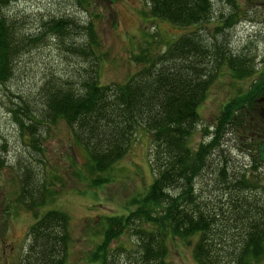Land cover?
Returning <instances> with one entry per match:
<instances>
[{
  "label": "trees",
  "instance_id": "1",
  "mask_svg": "<svg viewBox=\"0 0 264 264\" xmlns=\"http://www.w3.org/2000/svg\"><path fill=\"white\" fill-rule=\"evenodd\" d=\"M14 1L0 0L1 105L20 139L16 152L27 153L14 159L13 200L33 213L25 249L15 264H66L72 242L67 215L53 208L39 210L55 193L42 134L58 120L68 127L73 145L82 149L88 186L105 182L103 173L140 130L151 143L149 185L132 198L130 211L101 217L87 264L116 263L109 245L125 231L135 237L136 250L130 255L118 247L126 252L121 264H172L165 256L166 242L175 237L190 245L194 264L264 262V189L255 177L257 167H264V67L248 89L221 104L211 128L201 129L204 141L191 149L187 141L219 64L237 79L254 71L250 59L216 40L234 23L233 12L211 31L204 26L212 12L210 0H144L145 15L188 30L155 53L138 48L132 57L140 64L135 73L123 82L100 84V42L93 21L75 22L64 13L36 18L8 10ZM27 20H34L36 29L24 24ZM44 34L55 35L59 52L77 59L80 68L69 76L46 74L29 94L11 93L4 86L17 72L15 63L23 52L38 47ZM232 130L249 150L248 168L232 170L228 164L221 142ZM1 137L0 157L7 151Z\"/></svg>",
  "mask_w": 264,
  "mask_h": 264
},
{
  "label": "rangeland",
  "instance_id": "2",
  "mask_svg": "<svg viewBox=\"0 0 264 264\" xmlns=\"http://www.w3.org/2000/svg\"><path fill=\"white\" fill-rule=\"evenodd\" d=\"M84 1L79 5L73 0H16L9 4L8 10L25 15L34 14L36 18L64 13L65 16L72 15L75 22L85 19L93 21L94 31L100 42L98 55L101 54V57L97 62V80L100 84L123 82L140 66L132 59L139 49L148 47L155 53L175 39L176 34L188 30L187 27L173 26L168 21L145 15L144 0ZM209 3L212 12L209 14V22L204 23V26H209L212 31L213 25L220 24L228 12H233L234 23L224 28L216 40H222V44L225 42L223 45L233 54L242 53L250 59L254 71L237 79L229 74L223 64H219L206 95L196 108L198 122L187 140L190 149L204 141L206 135L201 129L211 128L221 104L226 103L233 94L248 89L250 82L259 77L264 67V0H210ZM24 24L29 28L37 27L34 20L24 21ZM29 28L25 29L29 31ZM37 46L29 52H23L15 63L17 72L4 86L11 93L29 94L43 81L46 74L69 76L75 68H80L77 59L59 52L61 48L55 35L44 34L43 40L37 43ZM4 91V88L0 87V137L6 140L7 150L0 157L4 163L3 167H0V264H15L25 249V231L33 213L23 210L13 200L16 187L14 159L18 155L25 158L27 153L15 150L20 149V139L4 114L1 105L4 100L1 95ZM33 96L35 97V94ZM256 114L259 117V114ZM45 130L42 134V146L46 153L43 156L46 158V169L51 172L49 177L54 181L52 187L55 193L39 210L53 208L64 211L69 220L68 230L72 240L66 264H87L84 259L92 250V245L98 241L101 217L130 211L133 207L132 198L139 197L152 179L148 164L151 147L149 136L141 130L136 133L130 140L129 149L103 173L105 182L88 186L86 158L82 149L73 145L68 127L58 120L48 124ZM237 135L238 133L232 130L223 135L221 142L224 152L229 153L227 160L232 170L235 167L248 168L251 163L249 150ZM257 169L255 177L264 189V167L258 166ZM130 234L123 232L109 245L115 251L114 264H121L119 261L127 251L132 255L136 250L133 242L135 237ZM166 244L168 251L165 256L170 263L194 264L189 255L191 248L186 240L175 237L168 239ZM118 247L125 248L126 252L120 253ZM260 264L264 262L261 261Z\"/></svg>",
  "mask_w": 264,
  "mask_h": 264
}]
</instances>
